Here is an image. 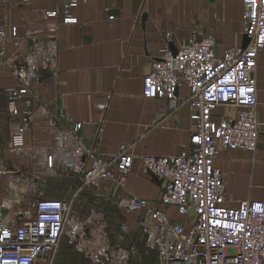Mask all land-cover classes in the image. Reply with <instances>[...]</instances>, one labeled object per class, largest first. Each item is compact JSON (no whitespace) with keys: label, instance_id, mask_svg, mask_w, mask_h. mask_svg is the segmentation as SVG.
<instances>
[{"label":"crops","instance_id":"obj_1","mask_svg":"<svg viewBox=\"0 0 264 264\" xmlns=\"http://www.w3.org/2000/svg\"><path fill=\"white\" fill-rule=\"evenodd\" d=\"M244 12L245 0H80L78 23L68 24L61 0H0L7 62L6 67L0 65V163L5 171L0 176V196L13 181L31 184L33 198L61 200L71 196L79 181L76 206L90 197L94 205L109 201L118 208L120 197L132 195L175 220L183 219L175 208L161 202L164 181L144 172L143 157L190 153L197 110L185 84L176 88L172 99L146 97L144 77L167 45L174 52L182 43L210 38L215 41V58L225 56L231 47L245 48L249 42ZM30 33L43 44H55L57 72H43L33 84L37 100L30 107L26 100L19 101L17 113L12 114L9 90L17 86L12 70L33 45ZM255 79L258 150L220 148L215 158V166L224 173L226 208H237L248 199L264 202V52ZM50 108L59 113L62 124L82 122V135L101 157L112 158L123 147L128 149L132 166L123 185L116 182V171L113 178L84 186L81 175L60 164L49 166ZM222 113L218 107L216 121ZM17 125L24 127L25 146L12 152L8 145ZM139 217L140 212L126 214V227L136 229ZM59 259L60 254L57 264ZM83 260L73 264H88Z\"/></svg>","mask_w":264,"mask_h":264},{"label":"built area","instance_id":"obj_2","mask_svg":"<svg viewBox=\"0 0 264 264\" xmlns=\"http://www.w3.org/2000/svg\"><path fill=\"white\" fill-rule=\"evenodd\" d=\"M61 1L64 21L78 23L80 0ZM244 19L250 39L245 48L231 47L225 56L215 58V41L210 38L182 43L176 53L167 45L144 77L146 97L172 99L176 88L185 84L197 110L190 153L143 157L144 172L164 181L161 202L183 219L175 220L132 195L118 200L119 209L140 212L138 227L145 235V247L156 252L157 264H264V202L248 199L237 208L224 207V173L215 166L220 148L258 150L255 72L264 52V0H245ZM30 36L32 47L12 70L17 80L9 90L12 114L17 113L19 101L26 100L30 107L37 100L33 84L43 72H57L55 44L41 43L34 33ZM0 37V65L6 67L4 32ZM171 103L175 105L174 100ZM218 107L223 113L216 121ZM48 115L46 129L53 135L47 147L49 166L60 164L81 175L84 186L113 178L114 171L116 182L124 184L132 166L127 148L112 158L101 157L82 135V122L62 124L53 108ZM24 133L23 125H17L8 150L25 146ZM4 172L0 163V176ZM33 189L31 184L10 181L0 196V264H57L64 239L88 264H131V250L113 243L98 213L76 211L78 192L66 199H44L31 197Z\"/></svg>","mask_w":264,"mask_h":264},{"label":"rangeland","instance_id":"obj_3","mask_svg":"<svg viewBox=\"0 0 264 264\" xmlns=\"http://www.w3.org/2000/svg\"><path fill=\"white\" fill-rule=\"evenodd\" d=\"M78 183L79 181L75 185L74 190L76 189ZM74 190L72 194L70 193L71 196L77 192L76 190L75 191ZM56 196H60V195H56ZM45 197L59 199V197H50V196H45ZM61 198H64V196ZM87 200L88 201L84 204H81L79 202L76 211L80 212L81 215H84L82 212H86L88 214L91 212L98 213V215H100L107 224L106 231L109 234V237L113 241V243H115L116 245H124L127 247H131L134 253V258H133L134 264L136 263V261L139 264L143 258L145 259V262L142 264L157 263L155 253L144 247L142 243L144 240V235L143 232L139 229V227H136V229H132V230L126 227L124 217L130 211L121 210L117 208L116 205H113L109 201H103V202L98 201L99 203L94 205L90 202L92 200L90 197L89 199L87 198ZM66 256H68V258L70 256H75L74 261H77L78 263L79 262L82 263L83 261V263H85L83 260V256L74 249L73 245L68 239H64L62 242L59 264L71 263L70 260L66 258ZM73 263L74 262H72L71 264Z\"/></svg>","mask_w":264,"mask_h":264},{"label":"trees","instance_id":"obj_4","mask_svg":"<svg viewBox=\"0 0 264 264\" xmlns=\"http://www.w3.org/2000/svg\"><path fill=\"white\" fill-rule=\"evenodd\" d=\"M76 200H77V198H76ZM77 208V206H76V203H75V209ZM141 230V229H140ZM142 231V230H141ZM137 242H139V241H137ZM143 243V245H144V247H145V242H142ZM115 244V243H114ZM61 246H62V244H61ZM127 247V246H126ZM130 250H131V252H132V261H131V264H134L133 262H134V260H133V258H134V253H133V251H132V249H131V247H128ZM146 248V247H145ZM60 250H61V248H60ZM151 251H153V250H151ZM154 253H155V256H156V262H157V255H156V252L155 251H153ZM60 254V253H59ZM66 258L67 259H69L70 260V262L72 263V262H74V258H75V256H70L69 258H68V256H66ZM145 262V259L143 258L142 259V261L140 262L141 264L142 263H144ZM139 263V264H140ZM135 264H138L137 263V261H136V263ZM157 264V263H156Z\"/></svg>","mask_w":264,"mask_h":264},{"label":"water","instance_id":"obj_5","mask_svg":"<svg viewBox=\"0 0 264 264\" xmlns=\"http://www.w3.org/2000/svg\"><path fill=\"white\" fill-rule=\"evenodd\" d=\"M245 38H246V43L250 42V39L247 36H245ZM174 53H176V51H174Z\"/></svg>","mask_w":264,"mask_h":264}]
</instances>
